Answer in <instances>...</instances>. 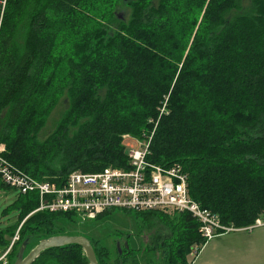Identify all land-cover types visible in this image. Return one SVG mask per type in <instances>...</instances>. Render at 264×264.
<instances>
[{
  "label": "trees",
  "instance_id": "1",
  "mask_svg": "<svg viewBox=\"0 0 264 264\" xmlns=\"http://www.w3.org/2000/svg\"><path fill=\"white\" fill-rule=\"evenodd\" d=\"M0 14V144L12 163L61 186L74 171L129 168L126 138L149 141L147 159L179 166L192 199L223 225L264 219V0H5ZM38 206L37 193H19L5 210L18 218L0 229L1 253L20 228L8 264L26 238L25 255L60 234L88 237L100 264H192L206 241L189 211L121 209L170 230L150 248L157 258H140L105 239L117 209L82 220ZM32 264L89 261L67 244Z\"/></svg>",
  "mask_w": 264,
  "mask_h": 264
},
{
  "label": "built area",
  "instance_id": "2",
  "mask_svg": "<svg viewBox=\"0 0 264 264\" xmlns=\"http://www.w3.org/2000/svg\"><path fill=\"white\" fill-rule=\"evenodd\" d=\"M136 141V146L127 144L129 168L106 167L93 173L74 171L61 186L49 180H40L12 163L5 155L6 147L0 144V184L22 194L37 193L39 206L35 211H73L82 220L92 219L110 209L155 210L171 215L189 211L200 222V232L206 241L234 229L223 225L217 215L192 199L186 175L181 173L179 166L164 167L152 163L147 159L149 141ZM263 221L258 218L249 227ZM19 229L10 246L0 254V264H8V254L20 238ZM197 250L198 247L192 253L197 255L200 251Z\"/></svg>",
  "mask_w": 264,
  "mask_h": 264
},
{
  "label": "rangeland",
  "instance_id": "3",
  "mask_svg": "<svg viewBox=\"0 0 264 264\" xmlns=\"http://www.w3.org/2000/svg\"><path fill=\"white\" fill-rule=\"evenodd\" d=\"M2 8L5 0H0ZM2 12V10H1ZM131 9L124 4L117 10V15L120 19L127 20L130 17ZM1 20V14H0ZM68 99L62 97L58 105L50 113L46 124L40 132V139L45 138L55 128L58 119L60 118L63 110L67 106ZM126 144L136 146L138 142L135 139H126ZM140 146V145H139ZM10 188V187H9ZM19 192L14 188H6L0 185V229L13 225L17 222L18 211L16 209L5 210L13 203L18 197ZM135 213H122L121 209L109 214L111 217L103 223L105 239L108 240L112 249L115 250L116 246L121 250L139 249L134 254L140 258L147 257L148 259L157 258L156 250L153 251L154 245L167 235L170 234L168 227L163 224L158 218L147 220L143 215L134 217ZM264 220V219H263ZM264 222V221H263ZM129 234V235H128ZM108 235V236H107ZM21 246V245H20ZM198 246L195 245L192 251H195ZM150 249V250H149ZM156 249V248H154ZM1 254V252H0ZM197 256L196 253L191 256Z\"/></svg>",
  "mask_w": 264,
  "mask_h": 264
},
{
  "label": "crops",
  "instance_id": "4",
  "mask_svg": "<svg viewBox=\"0 0 264 264\" xmlns=\"http://www.w3.org/2000/svg\"><path fill=\"white\" fill-rule=\"evenodd\" d=\"M192 264H264V222L214 236Z\"/></svg>",
  "mask_w": 264,
  "mask_h": 264
},
{
  "label": "water",
  "instance_id": "5",
  "mask_svg": "<svg viewBox=\"0 0 264 264\" xmlns=\"http://www.w3.org/2000/svg\"><path fill=\"white\" fill-rule=\"evenodd\" d=\"M30 239L26 238L19 249L17 258L13 264H32L40 253L50 247L64 246L67 244H79L88 258L89 264H100L91 240L84 235H67L60 234L43 238L32 248L26 255L25 250Z\"/></svg>",
  "mask_w": 264,
  "mask_h": 264
}]
</instances>
